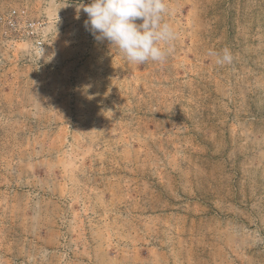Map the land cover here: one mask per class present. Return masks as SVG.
<instances>
[{
  "label": "rangeland",
  "instance_id": "374dc122",
  "mask_svg": "<svg viewBox=\"0 0 264 264\" xmlns=\"http://www.w3.org/2000/svg\"><path fill=\"white\" fill-rule=\"evenodd\" d=\"M82 2L0 0V264H264V0H166L179 38L139 65Z\"/></svg>",
  "mask_w": 264,
  "mask_h": 264
},
{
  "label": "clouds",
  "instance_id": "9594fccd",
  "mask_svg": "<svg viewBox=\"0 0 264 264\" xmlns=\"http://www.w3.org/2000/svg\"><path fill=\"white\" fill-rule=\"evenodd\" d=\"M81 10L87 14L84 26L94 39L108 41L110 49H118L132 64L165 62L179 38L164 19L169 14L166 0H90L76 3L77 18ZM209 55L221 66L233 62V54L227 48Z\"/></svg>",
  "mask_w": 264,
  "mask_h": 264
},
{
  "label": "built area",
  "instance_id": "2783aa9c",
  "mask_svg": "<svg viewBox=\"0 0 264 264\" xmlns=\"http://www.w3.org/2000/svg\"><path fill=\"white\" fill-rule=\"evenodd\" d=\"M24 15L25 11L12 9L3 16L1 20L5 26L4 34L8 40L31 39L34 53L43 54L46 50V41L42 35L44 22L39 19H23Z\"/></svg>",
  "mask_w": 264,
  "mask_h": 264
}]
</instances>
